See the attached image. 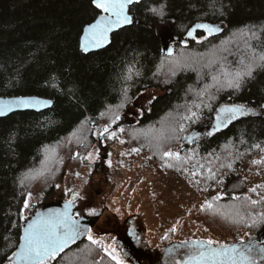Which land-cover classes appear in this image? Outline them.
Returning a JSON list of instances; mask_svg holds the SVG:
<instances>
[{"label": "trees", "instance_id": "1", "mask_svg": "<svg viewBox=\"0 0 264 264\" xmlns=\"http://www.w3.org/2000/svg\"><path fill=\"white\" fill-rule=\"evenodd\" d=\"M128 13L132 23L108 46L84 52V28L103 15L92 0H0V97L51 99L47 108L0 116V264L15 253L28 214L45 203L25 208L28 193L69 199L73 190L62 184L85 166L91 179L110 178L105 127L122 134L131 156L145 152L150 165L208 193L197 218L213 232L264 230V189L251 191L243 169L264 171L255 163L264 161V0H143ZM203 21L223 28L184 43ZM248 65L252 75L230 87L224 73L234 77ZM241 105L250 112L193 137L221 107ZM93 241L74 242L51 264H117Z\"/></svg>", "mask_w": 264, "mask_h": 264}, {"label": "rangeland", "instance_id": "2", "mask_svg": "<svg viewBox=\"0 0 264 264\" xmlns=\"http://www.w3.org/2000/svg\"><path fill=\"white\" fill-rule=\"evenodd\" d=\"M219 25L223 27L222 24ZM162 37L166 48L172 49V41L175 38L172 37L171 32L166 29ZM151 95L152 93H146L145 96ZM28 99L51 101V99L38 97ZM44 107L46 106L43 104L36 106V108ZM213 128H216V119L199 128L193 137ZM100 133H104L103 130H100ZM109 133H105L103 139L107 146V152L104 154L108 155V165L113 171L110 178L94 176L91 179L86 173L88 167L85 166L78 171L77 175L69 176L62 184L63 190H73V194H79L74 203L80 211L89 213L94 209L98 214L103 212L104 216L112 219V222L118 226L137 227V238L140 237L144 246L154 248L157 252H160L170 241H187L194 238H204V240L222 238L225 241L235 238L245 239L250 234L256 233L251 228H243L228 235L213 232L197 218L200 208L208 198V193L200 192L189 183L188 179L160 171L156 166L150 165L145 152L131 156L125 147L122 134L115 131H109ZM243 169L251 188H256L257 191L263 190L264 171L248 164H245ZM73 194L65 200H72ZM261 196H264V191L261 192ZM44 202L46 200L42 196H31L28 202L29 210H34V205L40 203L42 205ZM32 215L28 214V218ZM93 232L97 233L99 230L96 229ZM115 237V232L107 231L102 232L101 239L108 252H112V255L117 257L116 262L130 264L129 260L124 259L117 252L119 250L115 245ZM71 250L72 248H69L66 253ZM56 256L48 259L46 264H51ZM13 257L14 254L6 264H12Z\"/></svg>", "mask_w": 264, "mask_h": 264}, {"label": "snow or ice", "instance_id": "3", "mask_svg": "<svg viewBox=\"0 0 264 264\" xmlns=\"http://www.w3.org/2000/svg\"><path fill=\"white\" fill-rule=\"evenodd\" d=\"M139 0H92L94 6L102 10L103 15L88 25L84 30L85 35L82 38L81 48L84 52H88L90 49L100 48L109 43V34L114 30L121 28L124 25L131 24L132 18L128 13L129 6L138 3ZM153 13H157L160 16L164 15L163 9L151 10ZM205 29L209 34L219 31L218 28L209 24H197L195 28L188 32L189 36L194 35L195 29ZM264 60V57H261ZM252 65H248L246 70L243 72H236L234 77L231 73L225 72L226 77H231L228 79V85L230 87L239 88L241 86V80L244 77H250L252 75ZM175 74V73H174ZM215 80L216 77H213ZM22 105L24 107H34L39 104L45 106L49 105L51 101H41L21 98L15 102L13 101H0V115H4L6 111L11 109L13 104ZM199 107V105H197ZM248 110L244 106H224L219 109L220 115L216 117V128L219 129L222 125L230 123L238 115L245 114ZM196 113H192V117H195ZM119 115L115 116L112 123H116L119 119ZM191 117H185V119H190ZM121 132L124 129H120ZM175 131V129L173 130ZM183 131V128H181ZM104 133H109V128L105 127L103 129ZM111 135V133H109ZM113 138H115L113 136ZM187 139V138H186ZM123 142V141H121ZM259 147V146H257ZM132 151L138 152L139 149H133ZM78 155V154H77ZM161 156L175 158L176 160H181L179 153H174L171 151L161 150ZM91 159V156H89ZM255 163H264V161H256ZM168 164L167 167H171ZM231 168V164L227 165ZM210 177L212 178V170L209 169ZM251 191L256 192L257 189L253 188ZM78 193L73 194L72 200L68 201L63 211H54L47 214H38L31 223H28L24 228L23 243L20 245V250L14 253V256L18 258L19 264H46V261L50 257H55V255L64 249V247L69 244V242L74 241L76 237L83 235L81 232V225L79 220L75 219L72 214H70V208L74 201L78 197ZM31 193H28V199L30 200ZM219 199V197H217ZM253 205L257 204L258 201H251ZM213 205L209 203L208 208ZM24 207H29L27 201L24 203ZM90 216H97L98 213L93 209L88 213ZM239 215V213H237ZM261 220H264V213L260 214ZM27 219V218H26ZM245 217L240 216V220H244ZM253 223H256V218H252ZM251 226V225H249ZM175 229H173L174 231ZM88 239L92 240L90 234ZM93 243H99V241H93ZM218 242L208 240H195L192 241L194 246L193 254L189 257L184 264H264V242H253L251 244H246L243 248L238 245L223 244L219 247H211L213 244ZM105 251L108 252L107 248ZM171 251V250H169ZM108 255L116 260L117 257L112 255V252H108ZM17 260H13L12 264H18ZM117 264L121 262L117 261Z\"/></svg>", "mask_w": 264, "mask_h": 264}, {"label": "flooded vegetation", "instance_id": "4", "mask_svg": "<svg viewBox=\"0 0 264 264\" xmlns=\"http://www.w3.org/2000/svg\"><path fill=\"white\" fill-rule=\"evenodd\" d=\"M73 216L75 219H87L86 226L81 228V232L83 233V235H80L78 240L88 238L90 230L92 239L101 242L105 247V244L101 239L102 232H115V245L119 250L117 252H119V254L124 259L129 260L130 264H134L133 262H135L136 264H184V261H187L193 254L194 246L192 245V241H208L204 240V238H194L192 240L176 242L170 241L166 243V246L160 252H157L154 248H147L146 246H144L142 244L143 241L140 239V237L139 239L137 238V227L129 226L125 228L126 225L118 226V224L112 222V219L106 217V215L104 216L103 212H100L96 217H93L88 213H83V211H80L75 205ZM96 229H98L100 233L93 232ZM212 241L218 243L213 244L211 247H219V245L223 244H235L243 248L246 244H251L253 242H264V230L259 234H250L245 239L235 238L232 240L229 239L223 241L222 238H219V240L215 238Z\"/></svg>", "mask_w": 264, "mask_h": 264}, {"label": "water", "instance_id": "5", "mask_svg": "<svg viewBox=\"0 0 264 264\" xmlns=\"http://www.w3.org/2000/svg\"><path fill=\"white\" fill-rule=\"evenodd\" d=\"M139 1H143V0H139ZM95 21H96V20H95ZM95 21L92 22V23H95ZM92 23H90V24H92ZM90 24H88V25H90ZM197 24H209V25H212V26L218 28L219 31L223 28V27H221L219 24H211V23H208V22H204V21H203V22H197V23H195V24L189 29V31L192 30V29H194V28H195V25H197ZM88 25L85 27V29L88 27ZM127 25H128V24H127ZM124 26H126V25H124ZM124 26H122V27H124ZM122 27H121V28H122ZM119 29H120V28L114 30L113 32H111V33L109 34V43H107L105 46L100 47V48L90 49V50H98V49H101V48H104V47L108 46V45L111 43V36H112V34H113L114 32H116L117 30H119ZM189 31H188V32H189ZM199 31H205V32H207L205 29L200 28V29H195L194 35L189 36V35H188V32H187V35H186V36H187L188 39L194 40V39L197 37V33H198ZM217 32H218V31H217ZM214 33H216V32H214ZM84 35H85V33H84ZM84 35H83V36H84ZM82 38H83V37H82ZM21 98L28 99V98H30V97H14V98H2V97H0V101H5V102H7V101H14V100H19V99H21ZM48 106H49V105H47V106L44 107V108H47ZM44 108L16 106V107H12L10 110L6 111V113H5L4 115H0V116H5V115L10 114L11 112L18 111V110H24V109L41 110V109H44ZM68 201H70V200L58 199V200H52V201L45 202V203H44V204H43V205H42V206L36 211V213H35L34 215H32L31 217H29V218L26 220V222L24 223L23 233H22V238H23V236H24V228L27 226L28 223H31L32 220L35 219L36 216H37L38 214H47V213H49V212H54V211H63V210H64V206H65V204H66ZM74 211H75V205H74V203H73L72 206H71V208H70V214L73 215V214H74ZM73 217H74V216H73ZM77 220H79L80 225H81V228H83V227L86 226V224H87V219H86V218H79V219H77ZM79 237H80V236L76 237L74 241L69 242V244H67V245L64 247V249H63L62 251H59L56 255H58V254H60V253H62V252H64V251H67L69 248H71L72 245L74 244V242H76V241L79 239ZM22 238H21L20 244L18 245V247H17L15 253H17V252L20 250V245L23 243V239H22ZM50 258H51V257H50ZM50 258H49V259H50ZM13 260H17V261H18V258L14 256ZM18 264H19V261H18Z\"/></svg>", "mask_w": 264, "mask_h": 264}, {"label": "bare ground", "instance_id": "6", "mask_svg": "<svg viewBox=\"0 0 264 264\" xmlns=\"http://www.w3.org/2000/svg\"><path fill=\"white\" fill-rule=\"evenodd\" d=\"M84 30H85V28H84ZM189 31V30H188ZM187 31V32H188ZM84 33H85V31H83V33H82V35H81V40H80V44H82V37H83V35H84ZM186 35H187V33H186ZM185 35V39H183V42L184 43H187L188 41H190L191 39H188L187 38V36ZM171 50V49H170ZM89 51H94V50H89ZM31 98V97H30ZM37 98V97H36ZM39 98V97H38ZM42 99H44V98H42ZM15 101H17V100H14L13 102H15ZM16 106H22V105H17V104H13L12 106H11V108L12 107H16ZM37 106V105H36ZM36 106H34V107H36ZM23 107V106H22ZM14 258V257H13Z\"/></svg>", "mask_w": 264, "mask_h": 264}]
</instances>
